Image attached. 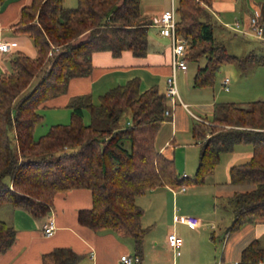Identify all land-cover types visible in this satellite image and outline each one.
<instances>
[{"label": "trees", "instance_id": "trees-1", "mask_svg": "<svg viewBox=\"0 0 264 264\" xmlns=\"http://www.w3.org/2000/svg\"><path fill=\"white\" fill-rule=\"evenodd\" d=\"M212 1L178 0L175 6L185 58L204 59L194 73L196 86L212 85L222 63L241 68L264 65V52L236 55L216 39V21L208 9ZM260 20L264 25V2ZM151 22L141 11V0H77L75 7H65L63 0H31L21 7L13 27L31 38L36 52H17L9 60V71L0 73V205L8 203L42 217L57 193L87 188L91 206L78 210L77 221L95 231L131 236L139 256L149 226L142 224L143 208L136 196L157 186L202 184L221 152L249 143L250 157L229 167V182L238 188L232 194L234 218L228 230L264 216V99L216 101L211 118L202 115L210 124L192 123L199 146L192 176H180L173 157L156 147L157 131L169 119L164 113L167 98L156 84L141 90L137 77L109 87L99 94L98 103L90 95L76 96L68 103V122L52 123L45 133L33 136L43 116L39 108L63 94L72 77L91 72L92 52L109 50L118 56L129 50L144 56ZM51 44L59 49L49 55ZM37 75L35 85L23 93ZM125 109L130 118L121 123ZM14 238V227L0 219V253ZM81 257L69 246H55L41 254L40 264H80ZM238 264H264L259 238L241 249Z\"/></svg>", "mask_w": 264, "mask_h": 264}, {"label": "crops", "instance_id": "crops-1", "mask_svg": "<svg viewBox=\"0 0 264 264\" xmlns=\"http://www.w3.org/2000/svg\"><path fill=\"white\" fill-rule=\"evenodd\" d=\"M30 1L31 0H6L0 4V38L16 42L15 46L9 52L0 53V73L9 71V60L17 52L21 51L29 56L35 55L36 50L31 38L25 33L16 31L13 27V24L19 18L21 7L30 3ZM174 1L175 0H149L148 2L147 0L145 3L144 0H141V11L153 20V18L161 11L168 9L171 5L176 6ZM235 1L236 0H213L208 9L213 17H219L218 20L220 24L224 25L229 21L226 20V17H229L230 14L232 15V13H234L231 9L235 8ZM262 2H264V0H249L252 10H250L251 8H248L240 13V22L242 26H245L249 15L254 9H260ZM245 3L247 4V2ZM236 17H238L237 14L232 15V18L235 19ZM150 28L153 29V34L152 36L148 34V49L144 56H135L129 50H123L118 56H113L109 50L92 52L91 61L93 68L91 72L87 75L72 77L68 82L67 90L63 94L48 99L45 102V105L41 106L40 109L59 106L67 107L70 97L72 96L65 97V100L59 104H55L52 100L59 96H66L68 92L77 95H90L92 100L94 95H97L98 97L99 94L103 93L109 87L124 83L132 77L139 78V87L141 90L153 84L158 86L159 82H163L165 76L170 72V49L168 38L159 34L158 28L153 22L149 24L148 30ZM150 33L152 32L150 31ZM177 72L186 73L187 70H178ZM227 90H229V88ZM214 102L215 98L212 102L206 105L209 107L210 113H212ZM182 103H185V106ZM203 115L207 114L203 113ZM188 116H191L196 121H199L196 118L199 117L204 120V123H208L207 120L202 118V115L193 113L190 110L189 105L182 101L179 96V101L170 107L169 119L165 120L166 122L164 123L170 124L171 130H175L174 133H176L177 129H187V123L189 120ZM191 137L193 140L192 143L185 144L198 145L196 143L197 140L192 133ZM174 138L175 134H172V137L169 140L165 139L164 143L159 144V146L157 145L158 140L155 139L156 147L160 151L169 155L165 149L170 147ZM188 146L190 145H187L186 149ZM234 149L235 147L232 148V150ZM244 149L245 150L242 151L245 153L244 156L249 158L252 147H245ZM187 153L185 154L186 157ZM171 156L174 159L172 154ZM186 162L187 159L184 164L181 165L183 169L186 168ZM234 163V160H231L226 164L228 171L230 165ZM178 167L181 169L178 164L176 170H178ZM177 172L179 173V171ZM213 172L207 176L205 181L209 180L212 183V188L214 191L216 190L215 195H217V189L219 187L230 189L233 187L232 193L238 188L229 181L225 182L224 186H222L220 180L215 177V173ZM182 176H186L185 171H183ZM158 190H164L166 192V197L164 202L161 203L156 195H152L154 198L152 203L154 210L159 212L162 204H167L168 201L170 203L169 211L171 224L169 226L170 228H168L167 234L172 230H174L177 235L178 231L182 234L183 226L192 230L195 234L202 233L203 224L199 226H188L173 221V214L176 213L178 207L181 206H179V195L175 193V189L169 186H157L149 190V192L153 193ZM185 190L186 188L184 190L179 189V192H184ZM143 194L144 193L136 196L135 200L137 204L144 208L141 197ZM182 196L186 195L182 194L181 197ZM90 206L91 192L87 188H75L67 192L57 193L54 196L50 211L42 217H34L28 211L19 207H13L8 203L0 205V219L11 224L15 229V238L12 244L4 252L0 253V264H40L41 254L49 251L55 246H69L77 253H80L82 255L80 264H121L120 255L135 254L134 242L131 236L118 235L109 229L95 231L77 221L78 210L80 208H89ZM144 213L145 208L143 209V215L141 218L142 224H144ZM48 216L53 217L55 229L51 235L46 236L42 233V224ZM256 226L257 231L264 230V218L258 220ZM210 228L209 234L212 241V249L208 247V245H201V250L197 249L195 251L194 247L192 253L194 254V257H198L199 260L197 261H189L191 256L187 253L184 247V239L182 236H180V238H182L179 246V253L175 254L167 243V236L162 240V244H158V241L153 238V236L149 235L147 237L146 233L143 239L142 252L139 255L138 264H238L240 251L250 240L253 239L251 238L248 240L247 238L252 237L255 227H253V230L249 227L241 238L237 237L239 235H235L236 237L234 238L230 236L231 233L228 230V227L225 229L224 233L220 234H217V232L214 231V226ZM216 237L220 239L223 238L222 246L220 244L221 250L218 249V251L214 243Z\"/></svg>", "mask_w": 264, "mask_h": 264}, {"label": "rangeland", "instance_id": "rangeland-1", "mask_svg": "<svg viewBox=\"0 0 264 264\" xmlns=\"http://www.w3.org/2000/svg\"><path fill=\"white\" fill-rule=\"evenodd\" d=\"M147 0H144L146 3ZM149 2V0H148ZM175 5H177V0L174 1ZM247 2V4L245 3ZM63 5L65 7H75L77 5V0H63ZM234 7L231 10L234 11L233 14H237L239 20L240 13L244 10L251 8V4H249V0H236L234 2ZM232 15L226 17V20H229L227 24H220L219 17L214 18L216 23L213 28L214 36L217 40L221 41L227 48L230 53L236 55H244L248 51L253 50L256 53L264 52V41L257 38L256 36L250 34H242L231 27L233 22ZM250 16V15H249ZM221 20V19H220ZM150 31L152 33H150ZM148 34L152 36L153 29L148 30ZM9 64V63H8ZM204 59L201 58L199 61H188L187 62V72H177L176 74V85L178 88L179 96L182 101L186 102L189 105L190 110L198 115H203L206 113L208 118H211V113L209 107L206 105L213 101L215 98L216 101H235V102H246L255 99H264V65L260 64H248L246 67L241 68L233 63H222L218 69L215 71L213 84L212 85H204V86H196L194 84V73L197 69V66L203 65ZM9 67V65H8ZM228 78V87L229 90H225L223 86V79ZM38 75L33 77L28 86L23 90L24 92L29 91L37 82ZM165 80L166 76L163 79V82H159L158 88L159 90L165 93ZM84 95V94H80ZM70 97V100L79 96L75 93L68 92L66 96H59L52 100L55 104H59L65 100V97ZM69 100V101H70ZM94 103H98L97 95L92 97ZM167 104L169 108L171 107L169 101L167 100ZM39 111L43 114V118L39 123L35 125L33 136L37 138L41 134L45 133L52 123H66L69 121V113L70 107L59 106L53 108H43ZM130 113L128 109H125L120 117V122L124 123L127 121ZM189 117V116H188ZM83 121L88 123L90 122V117L86 109H83L82 115ZM196 121L191 116L188 120V127L186 130L177 129L171 130L170 124L161 123V127H159L157 131L156 139L157 145L163 144L165 139L169 140L172 137V134H175L174 141L171 142L169 148L165 149V151L169 155L174 156L175 167H178L180 176L183 175V171L186 172V176H192L194 170L196 168L198 154H199V146L196 144H187L190 145L186 149L185 143H192L191 137V126L192 123ZM210 124V120H207ZM201 122V121H199ZM159 142V143H158ZM235 149L230 151H224L220 153V159L217 163V166L213 173H215V177L220 180L221 185L224 186L225 182L229 181V171L227 169V163L231 160H234L235 163L246 160L248 157L244 156L245 147H251L249 143H239L235 144ZM188 152V153H187ZM187 153V157L186 154ZM244 156V157H243ZM187 159L186 168L183 169L181 166L184 164ZM186 188L184 192H179L180 187L173 188L175 189V193L179 195V206L176 213L181 214H192L201 219L203 224L202 233L195 234L192 230L183 226V233L180 234L178 231V236H182L184 239V247L187 253L191 256L189 261H197L198 257H194L192 253L194 247L195 251L201 250V245H208L212 249V241L210 238V225H213L214 231L217 234L224 233L225 229L230 225L232 218L234 217L233 207L234 203L232 201V191L233 187H219L216 190L212 188V183L208 180L203 184H183ZM185 194L186 196H182ZM152 195H156L159 199V202H164L166 197V192L164 190H158L156 192L150 193L149 190L144 192L142 197V203L144 204L145 213L143 218V225L149 226V230L147 232V237L149 235L153 236L158 241V244H162V240L165 236H167L168 228H170V203H164L161 206V210L156 212L154 210L152 203L154 198ZM228 195V196H227ZM142 207V206H141ZM143 208V207H142ZM143 208V209H144ZM264 216H256L251 220L245 221L239 228L230 231V236L233 238L235 235H239L237 237L241 238L244 235L247 229L251 227H255L252 237H257L260 239L261 243L264 245V230H256V222L260 219H263ZM244 225V226H243ZM224 236V235H223ZM222 236V237H223ZM181 237V238H182ZM222 239L216 237L215 246L218 249L222 246ZM211 243V245H210ZM221 244V246H220Z\"/></svg>", "mask_w": 264, "mask_h": 264}, {"label": "built area", "instance_id": "built-area-1", "mask_svg": "<svg viewBox=\"0 0 264 264\" xmlns=\"http://www.w3.org/2000/svg\"><path fill=\"white\" fill-rule=\"evenodd\" d=\"M176 11L175 6L171 5L168 9L161 11L157 16L152 20L155 26L158 28L160 35L168 38V44L170 49V72L166 76L165 80V96L169 101L170 105H174L179 101L177 86H176V72L178 70L186 71L187 70V59L185 58V39L178 35L176 32ZM231 27L242 33L250 34L256 36L259 39L264 38L263 28L264 25L260 20V9L256 8L252 11L250 16L247 19L245 26L241 25V22L238 18H235L231 24ZM16 42L11 40H4L0 38V53L9 52ZM51 49L49 55L58 51L59 47L57 45L51 44ZM228 78L223 79L224 89L227 90L228 87ZM185 106V103H182ZM166 115H170L169 106L164 110ZM199 121L204 122L199 117H196ZM206 123V122H205ZM181 190L185 189V186L180 187ZM173 221L186 224L188 226H199L204 224L201 219L192 214H173ZM213 227V225H210ZM55 229V224L52 216H48L45 222L42 224V233L46 236H49L53 233ZM167 243L169 247L173 250V253H179V246L181 244V238L178 236L174 230L170 231L167 234ZM121 264H138L139 256L136 254H122L120 255Z\"/></svg>", "mask_w": 264, "mask_h": 264}]
</instances>
